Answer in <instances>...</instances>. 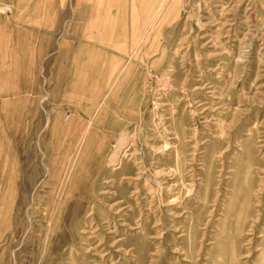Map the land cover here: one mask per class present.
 <instances>
[{
    "label": "rangeland",
    "instance_id": "1",
    "mask_svg": "<svg viewBox=\"0 0 264 264\" xmlns=\"http://www.w3.org/2000/svg\"><path fill=\"white\" fill-rule=\"evenodd\" d=\"M0 264H264V0H0Z\"/></svg>",
    "mask_w": 264,
    "mask_h": 264
}]
</instances>
